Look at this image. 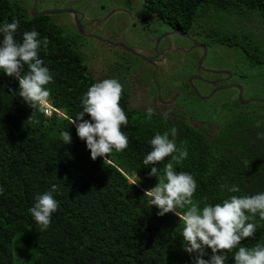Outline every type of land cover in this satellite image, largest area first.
Returning a JSON list of instances; mask_svg holds the SVG:
<instances>
[{
    "label": "trees",
    "instance_id": "1",
    "mask_svg": "<svg viewBox=\"0 0 264 264\" xmlns=\"http://www.w3.org/2000/svg\"><path fill=\"white\" fill-rule=\"evenodd\" d=\"M147 4L181 25L209 7L264 22V0ZM84 56L49 15L0 0V264H14L24 230L16 264H264V119L209 136L129 108ZM37 94L62 114L45 115Z\"/></svg>",
    "mask_w": 264,
    "mask_h": 264
},
{
    "label": "flooded vegetation",
    "instance_id": "2",
    "mask_svg": "<svg viewBox=\"0 0 264 264\" xmlns=\"http://www.w3.org/2000/svg\"><path fill=\"white\" fill-rule=\"evenodd\" d=\"M61 8L73 9L87 34L78 31L75 17L66 12L70 17L65 26L73 31V36L67 38L72 43L76 34L88 39L74 45L85 55L91 77L122 93L129 108L182 119L212 136L223 124L218 113H212L218 105L202 111L205 117H200L188 102L199 99L238 105L237 85L241 86L244 99L246 89L237 73L243 74L247 68L209 66L208 57L217 52L214 46L225 44L219 42L218 36L214 40L201 37L206 27L200 28L195 20L191 25L172 22L155 13L147 0H64ZM210 32L206 30L207 34ZM247 57L253 60L251 64L264 70V61L248 54ZM191 70L193 74L188 75ZM191 83L205 99L194 94ZM227 89L234 93L229 98L218 97L221 90Z\"/></svg>",
    "mask_w": 264,
    "mask_h": 264
},
{
    "label": "rangeland",
    "instance_id": "3",
    "mask_svg": "<svg viewBox=\"0 0 264 264\" xmlns=\"http://www.w3.org/2000/svg\"><path fill=\"white\" fill-rule=\"evenodd\" d=\"M12 5L20 8V10H25L26 13H30L29 4H32V0H9ZM64 0H37V11L52 9V8H61ZM198 16L195 18V22L198 23L199 27H206L202 32L204 39L212 37L213 40L215 36H223V34H229L232 36V39L238 44L231 45H219L217 44L214 48L217 49V52L214 53V56H209L207 59V64L209 66H215L217 68H226L233 69L239 67L240 69H245V73H237V79L243 83L245 86V93L243 98L249 97H260L264 98V70L259 65L251 64L253 60L247 57V50H256L257 58L261 61H264V22L257 14L252 12L245 11L242 14L222 11L214 7H209L207 9H198ZM69 15L67 13H60L49 15V19L55 21L59 24L62 33L65 36H73V31L65 26L68 23ZM211 30V34H207L206 30ZM202 38V39H203ZM220 39V38H219ZM75 43L88 41L87 38L74 35ZM90 41V40H89ZM219 42H221L219 40ZM251 60V61H250ZM193 74V71L187 73ZM192 75H190L191 77ZM232 89L221 90L218 93V97L229 98L233 94ZM47 99V98H46ZM219 101V100H218ZM49 105L51 102L47 99ZM218 105V108L212 111L218 113L219 119L223 121H241L239 120L240 115H247L253 119L262 118L264 119V103H250L248 105H232L229 103H224L220 105L219 102H214L212 100L202 101L199 99H192L188 102V106L191 110L195 111L200 117H205L202 111L212 110L214 106ZM60 112V111H59ZM202 112V113H201ZM212 131L215 132V126L212 128ZM131 181L138 182V184H143V181L140 179L138 173H133L130 178ZM31 241V240H30ZM29 241L28 231L24 230L15 235L12 241L13 248V257L14 264L16 260L21 261L18 258V249L23 254L27 251V248L31 247ZM18 258V259H17Z\"/></svg>",
    "mask_w": 264,
    "mask_h": 264
},
{
    "label": "water",
    "instance_id": "4",
    "mask_svg": "<svg viewBox=\"0 0 264 264\" xmlns=\"http://www.w3.org/2000/svg\"><path fill=\"white\" fill-rule=\"evenodd\" d=\"M36 7H37V0H32V6L30 8V15L31 16H35V15H54V14H60V13H69L71 15H73L75 17V23H76V26L78 28V31L84 35H87L81 28V25L79 23V20L78 18L76 17V12L73 10V9H70V8H52V9H47V10H42V11H37L36 10ZM98 38V37H97ZM203 49L206 50V47L203 45V44H200ZM124 46V45H123ZM125 47V46H124ZM127 50H130L131 52H134L136 53L134 50L130 49V48H127L125 47ZM199 64H201V60L199 61ZM239 90V94H238V103L240 105H248L250 103H254V102H257V103H264V98H260V97H250V98H247V99H242V88L241 86L237 85L236 86ZM191 88L194 92V94L200 98V99H205L203 98L199 93L198 91L196 90V88L192 85L191 83ZM222 88H225V87H222ZM210 96H208L207 98H209Z\"/></svg>",
    "mask_w": 264,
    "mask_h": 264
},
{
    "label": "built area",
    "instance_id": "5",
    "mask_svg": "<svg viewBox=\"0 0 264 264\" xmlns=\"http://www.w3.org/2000/svg\"><path fill=\"white\" fill-rule=\"evenodd\" d=\"M38 95V103L40 104V106L43 108L44 114L45 115H51L53 113V111L58 112V114H62L61 112H59V110H56L55 108H53L52 105H49L47 102V97L46 95L42 94V95ZM47 98V99H46ZM189 223H192L193 220H187ZM193 229L196 232V236L198 238L199 241H207L209 244L211 243L210 240H208V238H206V236L202 233L199 232L198 230L195 229L194 224L192 225Z\"/></svg>",
    "mask_w": 264,
    "mask_h": 264
}]
</instances>
